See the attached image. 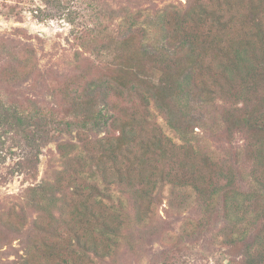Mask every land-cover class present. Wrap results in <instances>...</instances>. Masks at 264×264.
<instances>
[{"label": "trees", "instance_id": "obj_1", "mask_svg": "<svg viewBox=\"0 0 264 264\" xmlns=\"http://www.w3.org/2000/svg\"><path fill=\"white\" fill-rule=\"evenodd\" d=\"M146 10L125 13L109 43L90 40L107 59L105 76L83 81L75 95L65 92L81 116L75 126L81 149L52 180L29 188L39 241H29L31 252L20 264H100L112 255L129 215L139 222L149 216L165 186L182 203L192 192L207 215L221 203L228 230L245 224L237 231L246 235L253 228L240 264H264V0H186L182 8ZM217 100L226 132L245 139L253 175L246 190L236 167L192 142L204 108ZM152 109L181 143L164 133ZM70 123L0 103L1 130L37 151ZM92 129L104 134L90 137ZM76 147L57 143L65 159ZM37 160L30 151L23 169L33 171ZM115 190L129 198V208Z\"/></svg>", "mask_w": 264, "mask_h": 264}, {"label": "rangeland", "instance_id": "obj_2", "mask_svg": "<svg viewBox=\"0 0 264 264\" xmlns=\"http://www.w3.org/2000/svg\"><path fill=\"white\" fill-rule=\"evenodd\" d=\"M185 2L0 0V103L23 114L38 108L56 121L72 125L69 131L40 143L38 151L28 148L13 131L0 128V264H20L26 252H31L29 241H39V233L32 228L37 212L29 206V188L52 180L81 149L75 127L81 116L78 109L73 110L65 92L75 95L83 81L105 76L107 59L96 54V45L109 43L120 32L127 12L166 5L182 8ZM92 39L96 45L91 44ZM83 41L88 43L86 47ZM217 101L204 108V119L194 128L192 142L217 160L236 167L238 185L246 190L253 175L245 139L241 133L226 132L219 112L221 100ZM152 113L164 133L181 143L165 120L154 109ZM88 134L101 137L104 132L92 129ZM61 141L78 146L70 152V158H63L58 151ZM30 151L38 157L33 171L23 169V158ZM114 193L119 195L117 190ZM177 194L172 195L165 186L161 203L141 222L131 213L112 255L100 264H240L245 249L253 243V228L246 235L237 231L245 224L228 230L230 224L221 214V203L207 215L205 204L192 192L183 203ZM119 196L129 208V198ZM204 218L207 223L199 224ZM47 219L42 215L43 222ZM32 255L38 259L37 253Z\"/></svg>", "mask_w": 264, "mask_h": 264}]
</instances>
